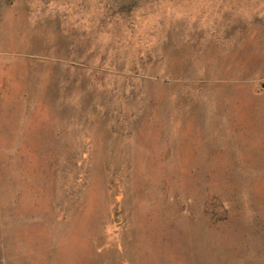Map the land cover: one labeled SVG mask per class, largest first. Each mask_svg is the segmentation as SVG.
Returning <instances> with one entry per match:
<instances>
[{"label": "rangeland", "instance_id": "rangeland-1", "mask_svg": "<svg viewBox=\"0 0 264 264\" xmlns=\"http://www.w3.org/2000/svg\"><path fill=\"white\" fill-rule=\"evenodd\" d=\"M264 0H0V264H264Z\"/></svg>", "mask_w": 264, "mask_h": 264}, {"label": "water", "instance_id": "water-1", "mask_svg": "<svg viewBox=\"0 0 264 264\" xmlns=\"http://www.w3.org/2000/svg\"><path fill=\"white\" fill-rule=\"evenodd\" d=\"M263 88H264V85H263Z\"/></svg>", "mask_w": 264, "mask_h": 264}]
</instances>
